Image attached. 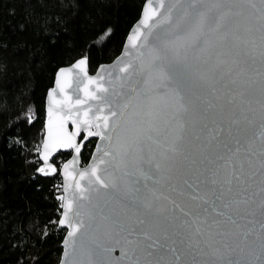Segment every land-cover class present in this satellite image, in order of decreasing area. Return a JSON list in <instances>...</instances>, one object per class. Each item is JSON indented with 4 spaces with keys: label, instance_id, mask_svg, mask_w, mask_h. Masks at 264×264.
I'll return each mask as SVG.
<instances>
[{
    "label": "snow or ice",
    "instance_id": "obj_1",
    "mask_svg": "<svg viewBox=\"0 0 264 264\" xmlns=\"http://www.w3.org/2000/svg\"><path fill=\"white\" fill-rule=\"evenodd\" d=\"M2 7L0 53L32 64L35 36L40 63L56 57L24 165L37 190L63 177L60 264H264V0H145L107 66L94 51L116 35L107 13L74 12L40 33L31 5L18 19ZM34 120L28 109L9 127L24 140Z\"/></svg>",
    "mask_w": 264,
    "mask_h": 264
},
{
    "label": "trees",
    "instance_id": "obj_2",
    "mask_svg": "<svg viewBox=\"0 0 264 264\" xmlns=\"http://www.w3.org/2000/svg\"><path fill=\"white\" fill-rule=\"evenodd\" d=\"M3 3L4 0H0V42L6 18ZM144 3L145 0H8L9 6L14 5L17 9V19L24 15L25 7L32 6L33 22L29 30L40 33L45 28L59 30L57 20L71 19L74 12L81 15L97 11L107 13L116 22L117 31L106 48L94 50L98 64L109 63L121 53ZM74 4L75 8L72 7ZM68 27L72 30L75 25L69 24ZM30 43L38 49L32 64L0 53V264H37V260L39 264H59L66 234V229L57 224L60 207L54 198L55 186L63 183L62 176L57 174L44 178L40 190L27 181L30 170L25 167L24 159L39 143L38 134L43 133L41 124L46 120V90L51 86L48 74L53 70L48 62L56 59L49 53L41 64L37 59L40 54L37 38L33 36ZM89 71L93 72L91 65ZM28 109L33 110L40 123L34 120L36 127L31 128L30 135L21 140L9 125L24 119ZM6 131L12 138L11 143L21 146V152L18 153L15 147H4ZM91 140L88 151L82 152L84 165L88 163L97 141L96 138ZM70 156V152H63L57 159L63 162ZM21 227L23 235L20 234Z\"/></svg>",
    "mask_w": 264,
    "mask_h": 264
},
{
    "label": "water",
    "instance_id": "obj_3",
    "mask_svg": "<svg viewBox=\"0 0 264 264\" xmlns=\"http://www.w3.org/2000/svg\"><path fill=\"white\" fill-rule=\"evenodd\" d=\"M141 13H142V11H141ZM137 22V21H136ZM135 22V23H136ZM135 23L133 24V26L131 27V29L129 30V33H128V35L130 34V32H131V30L134 28V26H135ZM127 35V36H128ZM127 44V37H126V40H125V42H124V45H126ZM123 45V46H124ZM122 52H123V48H122V51H121V53L113 60V61H111V62H109V63H104L103 65H111V64H114L115 62H116V60L121 56V54H122ZM90 72V71H89ZM90 74H95L94 72H90ZM46 120H47V98H46ZM46 120H45V123H46ZM69 128H71V125H69ZM94 138H96L97 139V141H96V143H99V138L98 137H94ZM91 139H93V138H90V140ZM87 143V142H86ZM84 150L82 149V152H83ZM63 152H68V151H63ZM82 152H81V155H80V163H79V167L80 168H83V167H85L88 163H90L91 162V157H90V159H89V161H88V163L87 164H83V159H82ZM95 152V147H94V149H93V152L92 153H94ZM71 158V156L68 158V159H70ZM63 228H65L66 229V227H63ZM66 235H67V229H66V234H65V236L64 237H66ZM62 247H63V241H62ZM113 256L114 257H119L120 256V250H119V248H116L115 249V251L113 252ZM63 258V249H62V254H61V258H60V261H61V259ZM60 261H59V264H60Z\"/></svg>",
    "mask_w": 264,
    "mask_h": 264
},
{
    "label": "bare ground",
    "instance_id": "obj_4",
    "mask_svg": "<svg viewBox=\"0 0 264 264\" xmlns=\"http://www.w3.org/2000/svg\"><path fill=\"white\" fill-rule=\"evenodd\" d=\"M62 176V175H61ZM62 179H63V177H62Z\"/></svg>",
    "mask_w": 264,
    "mask_h": 264
}]
</instances>
